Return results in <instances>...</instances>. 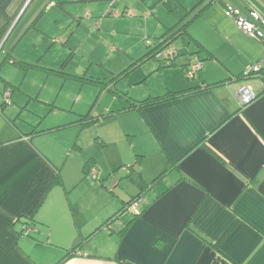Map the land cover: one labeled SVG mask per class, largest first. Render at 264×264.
<instances>
[{
    "label": "crops",
    "instance_id": "obj_1",
    "mask_svg": "<svg viewBox=\"0 0 264 264\" xmlns=\"http://www.w3.org/2000/svg\"><path fill=\"white\" fill-rule=\"evenodd\" d=\"M95 6L96 0H0V264H54L81 240L78 255L63 264H264V83L257 76L233 78L264 58V40L239 29L227 10L255 23L263 36L264 14L253 5L246 6L245 14L229 2L214 0L205 12L216 6L224 16H202L206 33L190 32L210 58L196 53L194 45L178 62L185 64L191 56L205 59L193 82L186 83L189 79L185 81L180 66H158L159 86L132 99L192 87L194 91L140 111L118 113L126 103L114 94L123 105L109 119L120 122L121 135H126L124 142L134 155L132 160L108 164L105 148L99 154L84 153L80 135L85 128L71 125L24 134L52 127L43 123L45 112L34 105L36 101L49 104V111L56 105L55 99L47 102L40 96L45 84L28 85L29 71L43 70L15 64L40 63L60 41L58 35L80 17L88 18L85 14L91 15L88 10ZM123 9L129 10L128 5ZM105 15L114 17L110 12ZM161 24L165 30L169 27ZM7 66L14 73H6ZM223 79L230 80L198 88ZM243 82L256 96L240 107L236 91ZM5 90L10 91L8 104L3 101ZM67 130L71 131L64 133ZM87 159L90 169L97 171L95 178L83 170ZM124 162L132 164L127 177L136 171L130 182L138 190L126 192L129 198L142 191L140 212L126 218L124 212L113 216L121 206L112 211L113 198L105 191L100 190L98 208L91 195L113 179L108 175L112 167ZM163 170V176L149 184ZM57 173L60 184L53 183ZM115 218L122 221L118 230L112 223ZM24 222H32L37 232L19 235Z\"/></svg>",
    "mask_w": 264,
    "mask_h": 264
},
{
    "label": "rangeland",
    "instance_id": "obj_2",
    "mask_svg": "<svg viewBox=\"0 0 264 264\" xmlns=\"http://www.w3.org/2000/svg\"><path fill=\"white\" fill-rule=\"evenodd\" d=\"M211 0H120L117 4L119 10L128 5L132 11V16L112 17L110 15L100 18L99 26L94 25V20L98 19L103 7H107V0H96V6L89 9L88 12L92 18L80 17V22L74 21L70 29L65 30L63 34H59V42L57 41L54 48H49L43 54L42 61L39 63L45 67L57 68L68 55L71 53L65 71L70 74L80 77H88L98 79L102 82L103 87L96 82H82L76 77L63 78L58 74H46L45 71L31 70L27 74L28 85L30 82L39 81L40 84H45L40 96L51 102L55 99V111L48 110L49 104L35 102L43 107L44 118L43 123L46 126H53L65 122H73L77 119V114H85L90 109L91 116H100L96 123L84 127L81 130V144L84 146V153L99 154L100 149L105 148L104 163L117 164L119 160L131 158L133 151L131 147L124 142L126 135H121L119 130L120 122L115 118L106 115L109 110L115 111L123 105L122 99L114 96L112 90L115 88L119 92L126 93L131 98L141 96L145 90L151 86L157 87L161 83V76L155 74L158 66H163L166 61L157 57H150L142 63L132 68L124 77L112 78L125 68L134 64L148 49L147 40L155 41L165 31L161 22L166 26H172L177 22L183 23L194 17L195 14L204 5ZM237 6L242 12L247 14V5H253L264 14V0H224ZM32 7V5H31ZM81 16L83 14V6L79 5ZM194 8L193 10H190ZM143 12L149 13L148 16H142ZM224 16L222 11L216 6H212L208 11H203L202 15L192 19L194 23L189 24L188 31L192 34H204L206 31L202 29V16L214 18ZM160 20L161 22H159ZM191 25V26H190ZM187 39L182 36L173 41L172 44L177 50L175 62L183 60V56L187 53V49L194 48V44L186 45ZM184 43V44H183ZM187 46V47H186ZM186 50V51H185ZM185 52V53H184ZM184 53V54H183ZM180 68V67H179ZM37 71V72H36ZM5 72H13V67L7 66ZM41 72L38 77L37 73ZM39 75V74H38ZM185 81L187 78L182 74ZM145 79V80H144ZM143 80V81H142ZM189 79L186 83H192ZM32 92H39L38 87ZM110 118V119H109ZM76 125V129L79 126ZM67 130L64 133H69ZM110 138V141H106ZM107 142L102 146L100 142ZM121 152L120 155H116ZM133 157L130 159L132 160ZM130 163H119L112 167L108 175L113 178L106 182L105 187L99 185L94 190V205L99 207L101 201L100 190L112 197L111 210H117L126 200L129 195L126 192L134 193L138 190L134 181H131V176L136 175L134 171L130 176H126L122 167ZM120 165V166H119ZM137 170V169H136ZM119 179L121 183L114 185V181ZM98 183V181H96ZM125 184L126 188L123 187ZM109 188L112 191H109ZM126 190V191H125ZM129 216V212L125 211L122 216ZM116 222V228L121 226L119 218H115L112 223Z\"/></svg>",
    "mask_w": 264,
    "mask_h": 264
},
{
    "label": "trees",
    "instance_id": "obj_3",
    "mask_svg": "<svg viewBox=\"0 0 264 264\" xmlns=\"http://www.w3.org/2000/svg\"><path fill=\"white\" fill-rule=\"evenodd\" d=\"M211 2H214V0H211L210 2H208V4H210ZM204 5L201 9H199V11L197 12V14L194 15L193 18H195L196 16H200V14L203 12V10L206 8V6L208 5ZM194 8L190 9L193 10ZM123 11H121V15L123 14V12H125L126 9H122ZM106 16L104 13H101L98 17V19H95V21L100 20L101 17ZM88 18H92V15H89ZM187 20L186 22L180 23L177 22L172 26H169L166 28L165 33H163V35H161L158 39H156L155 41H150V44L146 45L147 47H149V49L141 56L139 57L133 65L125 68L124 70H122L121 72H119L118 74H116L115 76H113L112 78H115V80H117L118 78L124 77L127 75L128 71L135 65H138L139 63H142L144 60H146L147 58L150 57H156V53L161 50L162 48L166 47L168 44L172 43L173 41H175L177 38L179 37H186L187 42L186 44L189 45L191 43H193L196 46V53H200V52H204L205 53V59L210 58L211 54H208V52L206 51V49L203 47V45L197 40L195 39L190 32L188 31V26L191 23L192 19ZM94 21V22H95ZM98 22V21H97ZM71 53L68 55V57H66V59L57 67V68H51V67H44L41 66L39 63L34 62H25V61H15V64L17 66H19L20 68L23 69H29L32 67H37L42 69L43 71L46 72V74H58L61 77H63L64 79L67 77H76L79 78L82 82H96L98 84L101 85V87H103V83L98 81V79H94L91 78V76L88 77H80L78 75H74V74H70L67 73L65 71V67L66 64L68 63L67 61H69V58L71 57ZM190 55H194L193 53H191ZM177 56H174L172 58H170V60L166 61V63L164 64V66H168V67H173V66H180V68L183 71L184 74V68L185 65L187 64L188 60L186 61L185 64H179L175 62ZM192 57V56H191ZM158 58V57H157ZM199 58V57H198ZM204 58H199L202 62L205 60ZM160 60V58H158ZM161 66V65H160ZM185 76V75H184ZM252 76H257L260 79H262L263 83H264V65L261 66V68ZM187 78V77H186ZM233 78L236 79H244L245 77L243 76V70L241 71V73L237 76H234ZM187 79H193V78H187ZM230 79H223V80H218L215 82H208L205 83L203 85H200L198 88H210V87H214L216 85H220L223 84L227 81H229ZM195 87L193 88H188V89H183V90H178V91H168L160 96H150V97H146L143 100H135L132 99L130 96L126 95L125 93L119 92L117 89H113L112 92L119 96V97H123V99L125 100L126 106L117 110L116 112H125V111H129V110H136V111H140L141 108L143 107H147L153 104H157L172 98H175L177 96H181L183 94H186L190 91H194ZM113 111H109L106 115H103L102 118L106 117L107 115H112ZM100 119V116H91L90 113V109L88 110V112H86L85 114H80L78 116V118L76 120H74L73 122H67V123H62L60 125H55L52 127H48L45 129H31L30 131H28L27 133H24L26 135H34V134H38V133H49V132H53L56 131L58 129L67 127V126H71V125H78L81 128H84L88 125L94 124L96 123V120ZM90 160L91 159H87L85 161V164L83 165V170L87 173V170L89 172L90 170ZM130 167L131 170V166L132 164L128 165ZM89 168V169H88ZM130 170L128 173H126V175H129ZM165 173V171L163 170L162 172H160L156 177H154V179H152V182L149 184H153L155 183L158 179H160L163 174ZM54 184L61 183V178L60 175L57 173L55 180L53 182ZM145 189V188H144ZM142 194V191H139L136 195H133L132 197H130L128 200L122 202L123 204L121 205V207L118 209V211L116 212V214H114L113 216L116 215H121L123 212H125L127 206L132 203L135 199H137L138 197H140ZM111 216L109 219H107V221H105L102 225H99V227L96 228V230L100 229L102 226L108 224L112 217ZM26 223V222H24ZM126 228V224L122 227L121 231L124 230ZM86 239L89 238V236L85 237ZM83 241H79L78 243H76L75 245H73L70 248H67L65 250V252L63 253V255L54 263V264H63L66 260H68L70 257L78 255V253L80 252V249L82 247Z\"/></svg>",
    "mask_w": 264,
    "mask_h": 264
},
{
    "label": "built area",
    "instance_id": "obj_4",
    "mask_svg": "<svg viewBox=\"0 0 264 264\" xmlns=\"http://www.w3.org/2000/svg\"><path fill=\"white\" fill-rule=\"evenodd\" d=\"M117 0H109L108 2V8H106L105 13L110 12L114 17H118L121 15V11L123 10H118L114 8V3ZM126 15H131L129 10H125L123 12ZM227 14L233 19L235 25L241 29L243 32H245L248 36L253 37V38H262L264 40V36L261 34L258 26L249 21L247 18L241 16L237 11H230L227 10ZM85 16H89L88 13L85 14ZM95 24H97V21H95ZM147 44H150V41L147 40ZM177 52V48L173 46L172 43L168 44L166 47L162 48L156 53V57L168 61L170 58L174 57L175 53ZM202 61L197 57L193 56L188 59L187 64L185 65L184 68V75L187 78H194L197 76L199 70L202 67ZM264 65V58H262L260 61H257L255 63L250 64L248 67L243 69V76L245 78L250 77L254 75L260 68L261 66ZM9 90H5L3 92V101L8 104L9 103ZM236 96L239 100L240 107H244L246 104H248L252 99L255 98L256 93L254 90L251 88V86L245 82L241 83L236 91ZM125 173H128L130 170V167L128 165L122 167ZM89 174L92 178L96 177L97 171L94 168H91L89 171ZM140 199L139 197L135 199L132 203H130L125 211H129L131 215H136L140 212L139 207L140 205ZM140 205V206H139ZM37 232V227L32 222H26L22 223L20 228H19V235L22 236H29L33 233Z\"/></svg>",
    "mask_w": 264,
    "mask_h": 264
}]
</instances>
